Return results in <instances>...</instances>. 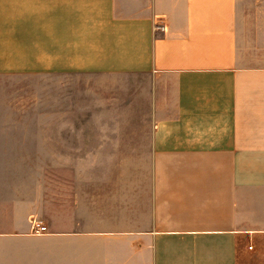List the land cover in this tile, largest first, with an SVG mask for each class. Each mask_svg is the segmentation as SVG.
<instances>
[{
  "label": "crops",
  "instance_id": "crops-1",
  "mask_svg": "<svg viewBox=\"0 0 264 264\" xmlns=\"http://www.w3.org/2000/svg\"><path fill=\"white\" fill-rule=\"evenodd\" d=\"M0 74L150 78L87 160L86 128L0 126V264H264V0H0Z\"/></svg>",
  "mask_w": 264,
  "mask_h": 264
},
{
  "label": "rangeland",
  "instance_id": "rangeland-1",
  "mask_svg": "<svg viewBox=\"0 0 264 264\" xmlns=\"http://www.w3.org/2000/svg\"><path fill=\"white\" fill-rule=\"evenodd\" d=\"M149 80L148 76L141 77L139 74L130 82L119 77L97 78L94 74L76 78L65 75L0 74V126L48 125L57 129L76 125L86 128L87 132L74 135L85 138L83 157L87 160L90 156H96V132L89 131L96 128V124L145 126L150 123L149 104L141 97L142 87ZM104 97L108 101H103ZM114 111L118 117H109V113ZM55 135L60 139L68 137L63 132L53 133ZM69 167L83 169L86 174L96 172V165L87 163L74 166L53 164L54 176L66 174ZM86 191H92L91 187ZM89 195L86 192V197ZM90 207L93 206H85ZM85 254V264H96L95 241H86Z\"/></svg>",
  "mask_w": 264,
  "mask_h": 264
},
{
  "label": "built area",
  "instance_id": "built-area-1",
  "mask_svg": "<svg viewBox=\"0 0 264 264\" xmlns=\"http://www.w3.org/2000/svg\"><path fill=\"white\" fill-rule=\"evenodd\" d=\"M156 29L161 31H166V25L164 22H159L156 24ZM32 231L37 234H42L48 231V226L43 222V220L38 218H31L30 220Z\"/></svg>",
  "mask_w": 264,
  "mask_h": 264
}]
</instances>
